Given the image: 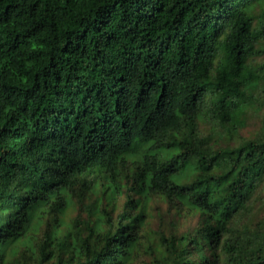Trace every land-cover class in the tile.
Instances as JSON below:
<instances>
[{
    "label": "trees",
    "instance_id": "1",
    "mask_svg": "<svg viewBox=\"0 0 264 264\" xmlns=\"http://www.w3.org/2000/svg\"><path fill=\"white\" fill-rule=\"evenodd\" d=\"M0 264H264V0H0Z\"/></svg>",
    "mask_w": 264,
    "mask_h": 264
},
{
    "label": "rangeland",
    "instance_id": "2",
    "mask_svg": "<svg viewBox=\"0 0 264 264\" xmlns=\"http://www.w3.org/2000/svg\"><path fill=\"white\" fill-rule=\"evenodd\" d=\"M249 126H252L251 124Z\"/></svg>",
    "mask_w": 264,
    "mask_h": 264
}]
</instances>
